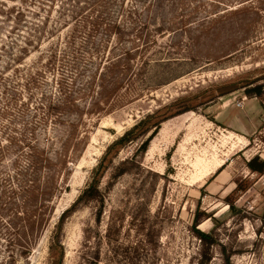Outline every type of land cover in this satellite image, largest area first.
Wrapping results in <instances>:
<instances>
[{
  "label": "rangeland",
  "instance_id": "1",
  "mask_svg": "<svg viewBox=\"0 0 264 264\" xmlns=\"http://www.w3.org/2000/svg\"><path fill=\"white\" fill-rule=\"evenodd\" d=\"M260 68L264 0H0V264H48L59 215L138 120ZM262 90L244 137L215 119L250 98L239 89L162 122L139 163L128 142L100 178L99 223L93 203L65 218L62 264H79L86 225L98 264H198L196 212L205 264H264V173L246 166L264 159Z\"/></svg>",
  "mask_w": 264,
  "mask_h": 264
},
{
  "label": "trees",
  "instance_id": "2",
  "mask_svg": "<svg viewBox=\"0 0 264 264\" xmlns=\"http://www.w3.org/2000/svg\"><path fill=\"white\" fill-rule=\"evenodd\" d=\"M259 70L264 71V68H260ZM262 78L264 77L253 79L249 78L247 74H243L201 92L189 93L185 96H181L174 101L157 108L153 112L146 114L133 126L125 130L122 135L112 141L98 159L97 164L92 168L85 186L81 189L74 202H72V204L64 209L59 215L58 221L55 224L49 240L48 264H62L63 262L64 246L60 237L64 220L71 212L75 211L80 205L93 203L96 209L94 211V222L95 224L99 223L103 204V195L99 186L100 178L104 174L113 156L128 142L140 139V144L135 149L130 160H125L124 162L127 163L128 161L133 160L135 163H139L148 148L152 136L156 133L162 122L187 110H195L199 106H206L208 103H212L216 97L224 96L239 89H243L244 94L248 97L260 96L264 84H255V82ZM246 166L251 172H257L259 174L264 173V159H260L258 156L249 159ZM122 171L124 172L125 170ZM239 189L243 190L245 189V186L239 185ZM197 214L198 212H196L192 222V230L195 236L199 238L200 242L203 243L201 258L199 259L198 264H205V261L209 259L207 258V251L209 250L210 245L213 244L214 239L210 232L205 233L195 228L198 221ZM205 218H207V216ZM82 232V250L79 264H98L99 247L97 246L98 248L90 252V243L94 239H96L97 243L101 242L102 237L100 232L98 230L95 231V227L90 225H86L82 229Z\"/></svg>",
  "mask_w": 264,
  "mask_h": 264
},
{
  "label": "crops",
  "instance_id": "3",
  "mask_svg": "<svg viewBox=\"0 0 264 264\" xmlns=\"http://www.w3.org/2000/svg\"><path fill=\"white\" fill-rule=\"evenodd\" d=\"M234 99H228L224 102H229L231 107H236L238 110L235 113H228L227 106H223L219 111L215 119L219 121L226 128L234 132L240 137H244L248 133L252 132L257 125L260 118V105L254 98H244L242 107H237L233 103ZM225 107V108H224ZM230 107V105H229Z\"/></svg>",
  "mask_w": 264,
  "mask_h": 264
},
{
  "label": "built area",
  "instance_id": "4",
  "mask_svg": "<svg viewBox=\"0 0 264 264\" xmlns=\"http://www.w3.org/2000/svg\"><path fill=\"white\" fill-rule=\"evenodd\" d=\"M242 102H243V101H238V102H236V106H237V107H242Z\"/></svg>",
  "mask_w": 264,
  "mask_h": 264
},
{
  "label": "bare ground",
  "instance_id": "5",
  "mask_svg": "<svg viewBox=\"0 0 264 264\" xmlns=\"http://www.w3.org/2000/svg\"><path fill=\"white\" fill-rule=\"evenodd\" d=\"M219 165H221V164H219ZM220 167V166H219Z\"/></svg>",
  "mask_w": 264,
  "mask_h": 264
}]
</instances>
